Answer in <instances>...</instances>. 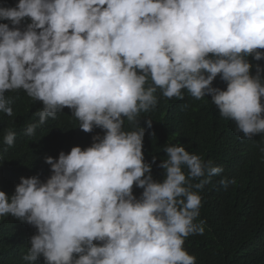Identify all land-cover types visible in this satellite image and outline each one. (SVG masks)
Instances as JSON below:
<instances>
[{"label":"clouds","instance_id":"obj_1","mask_svg":"<svg viewBox=\"0 0 264 264\" xmlns=\"http://www.w3.org/2000/svg\"><path fill=\"white\" fill-rule=\"evenodd\" d=\"M0 21V112L13 116L6 93L23 90L43 104L27 135L65 107L84 132L103 130L87 147L45 157V180L21 176L14 193L0 190V216L36 228L22 259L195 264L183 245L204 231L205 221L194 222L198 190L223 168L169 145L164 178L153 179L145 131L125 130V118L135 124L154 108L158 89L178 99L187 90L197 100L210 95L245 138L264 133V67L253 74L247 59L264 60V0H18L0 5ZM218 74L223 90L212 83ZM15 135L8 130L3 142Z\"/></svg>","mask_w":264,"mask_h":264},{"label":"trees","instance_id":"obj_2","mask_svg":"<svg viewBox=\"0 0 264 264\" xmlns=\"http://www.w3.org/2000/svg\"><path fill=\"white\" fill-rule=\"evenodd\" d=\"M16 3L18 0H0V5ZM26 22L29 21L26 19L22 26ZM247 59L253 65V74L256 64L264 67V60L256 61L251 55ZM212 83L222 90L226 88L219 74ZM182 92L183 99L166 98L158 89L156 106L141 112L135 124L125 118L124 128L144 129L142 152L157 181L164 178L165 170L160 164L167 159L164 148L169 145L183 146L185 151L223 168L198 190L202 202L194 222L205 221L204 231L190 234L183 245L195 257V264H264V152L260 151L264 147V133L247 139L236 129L234 121L220 116L210 95L197 100L187 90ZM6 95L13 101V116L0 112V190L6 194L14 193L21 176L35 175L45 180L51 174L45 157L56 158L60 151L67 153L76 145L87 147L93 136L103 135L100 128L92 132L81 130L79 121L65 107L56 119L48 118L29 136L26 128L30 123L38 124L36 113L42 109V102L33 101L23 90ZM147 120H151V128ZM8 130L16 134L11 146L3 142ZM221 178L234 179L235 183L225 188L219 184ZM197 182L198 179L192 181ZM141 192L142 189L133 187L137 197ZM34 234V226L11 215L0 216V264H28L22 257L27 254ZM33 264H44L43 256Z\"/></svg>","mask_w":264,"mask_h":264}]
</instances>
